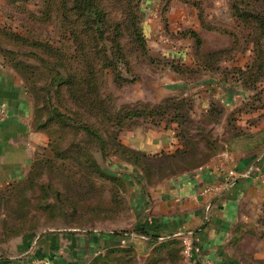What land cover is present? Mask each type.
I'll return each instance as SVG.
<instances>
[{"label":"rangeland","instance_id":"1","mask_svg":"<svg viewBox=\"0 0 264 264\" xmlns=\"http://www.w3.org/2000/svg\"><path fill=\"white\" fill-rule=\"evenodd\" d=\"M94 3L99 27L75 0H0V63L46 141L0 189V264H182L183 236L141 232L160 194L222 151L264 153V129L250 132L264 116V0ZM151 132L178 148L124 143ZM253 226L228 248L241 264H264V209Z\"/></svg>","mask_w":264,"mask_h":264},{"label":"crops","instance_id":"2","mask_svg":"<svg viewBox=\"0 0 264 264\" xmlns=\"http://www.w3.org/2000/svg\"><path fill=\"white\" fill-rule=\"evenodd\" d=\"M0 108L6 114L0 120L1 189L27 173L35 147L45 145L46 141L32 127V103L21 81L1 63ZM258 111L264 113V110ZM257 112L246 115V118L259 115ZM261 129H264V116L251 127L250 132ZM124 143L133 150L149 154L178 148L175 137L167 139L163 134L153 132L134 133ZM217 155L223 156L226 167L236 169L238 175L248 170H252V174L264 173V153L255 158L229 151ZM215 160L211 159L191 175L177 176L172 182L174 190L168 191L167 195L160 194L162 204L154 207L144 228L159 237L183 236V240H190L194 248L193 262L196 264H241L230 255L228 248L237 240V232L242 234L253 230L256 218L264 209V184L254 181L251 176H238L230 188L226 189L222 184L215 196L197 200L198 189L206 184L218 185ZM140 238L138 242L144 244L146 240L142 236Z\"/></svg>","mask_w":264,"mask_h":264},{"label":"built area","instance_id":"3","mask_svg":"<svg viewBox=\"0 0 264 264\" xmlns=\"http://www.w3.org/2000/svg\"><path fill=\"white\" fill-rule=\"evenodd\" d=\"M6 117L5 111L0 108V120L4 119ZM226 160L224 159L223 156L217 157L215 160L214 164V171L216 174H218V185L217 184H206L202 188H200L197 192V198L203 200L210 198L212 196H215L217 194V191L220 189V185L223 184V187L226 189L230 188L233 186L238 179V176H241V178L244 177H249L251 176L254 181L258 183L264 184V173H259V174H252V170H248L246 173L243 175L240 174L238 175V172L236 169L233 168H227L226 167ZM183 242V252H182V257H183V262L182 264H194L193 262V245L190 240L184 239L182 240Z\"/></svg>","mask_w":264,"mask_h":264},{"label":"trees","instance_id":"4","mask_svg":"<svg viewBox=\"0 0 264 264\" xmlns=\"http://www.w3.org/2000/svg\"><path fill=\"white\" fill-rule=\"evenodd\" d=\"M75 2H76L77 11L81 12V14H84L86 19H88V20L93 19L94 20V23L97 24L98 27L103 23V19H102V16H101V12L96 8V5L94 3V0H75ZM234 10H235L236 16H238V17L240 16L241 18H250V16L249 17H246L245 14L239 15V12H238V9H236V6H234ZM254 20H255V22H256V24L258 26V29L260 30L259 31V35H263L264 36V25H263L261 19L258 16H256V17H254ZM37 45H39V44H37ZM255 45L258 48L260 46H262V44H260V42H259V39H257V35H256V39H255ZM40 46H43V45H40ZM259 52H261V50ZM259 54H262V53H259ZM34 56L37 57V55H34ZM39 60H40V62L42 64L46 65V63H47L46 61H44L41 58H39ZM261 62H263V61L261 60ZM47 64L49 66V67H47V69L50 68L49 69V72L51 74H53V78H55V79L58 78L57 80H58V82H60V80L63 78V76H62V74L60 72V69L54 67L53 65L50 66L49 63H47ZM19 67H20L19 63H15V65H14L13 68L18 69ZM83 80H85V79H83ZM24 81H27V79L25 77H24ZM57 85H55V86H57ZM50 108H51V111L50 112L52 114L53 119L64 120V122L65 121H67V122L68 121H71L70 119H68V117H66L63 114L59 113L56 108H53L52 105H51ZM76 126H77V129L78 130L83 131L85 134H88L89 135L91 133V131L89 130V128L87 126H84V125H81V124H76ZM35 127H38V129L41 128L40 125H37V124H35ZM250 137L251 136H247V138H250ZM178 151H176V152H178ZM188 153L189 152H187V151H184L183 152L184 155H186ZM141 232L145 233L144 227H143V229H142Z\"/></svg>","mask_w":264,"mask_h":264}]
</instances>
